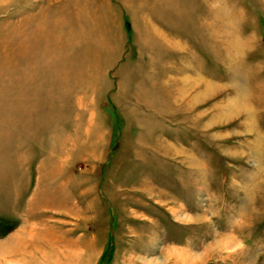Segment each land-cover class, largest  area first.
Wrapping results in <instances>:
<instances>
[{
	"label": "rangeland",
	"instance_id": "1",
	"mask_svg": "<svg viewBox=\"0 0 264 264\" xmlns=\"http://www.w3.org/2000/svg\"><path fill=\"white\" fill-rule=\"evenodd\" d=\"M0 264H264V0H0Z\"/></svg>",
	"mask_w": 264,
	"mask_h": 264
},
{
	"label": "crops",
	"instance_id": "2",
	"mask_svg": "<svg viewBox=\"0 0 264 264\" xmlns=\"http://www.w3.org/2000/svg\"><path fill=\"white\" fill-rule=\"evenodd\" d=\"M134 4H136V3L134 2ZM135 7H137V6H135ZM152 13L153 12H148V14L150 16H151ZM154 13H156L155 10H154ZM141 14H143V12ZM141 20L143 22L144 19L142 18ZM144 22H145V20H144ZM147 23L152 25V33L153 32L155 33L153 36L155 38L157 36L160 37V33H158V32L161 31L162 29L159 28L157 24L156 25L153 24L150 19H147ZM141 25H143V24L141 23ZM137 33H138V31L135 29L134 34H137ZM152 40H153V38H152ZM158 46H160V44H157L156 45L155 42H154V40H153V44L150 45V47H149V50L151 51L150 53L153 54V58L152 59H154V61L152 63L154 64V66H151L150 65L149 68L151 69V71L149 69L148 76H150L149 73L151 75L152 74L155 75L153 77L154 79L151 82L154 83V84H159V88H161L163 90V92L166 93L165 94L166 97H164V95H161V96L164 97V101L167 102L168 104L166 106V104L162 101V103H161V105H162L161 110H164V109L167 110V109H169L168 108V105H170V103L172 104V107L171 108H173L174 105H175L174 95H173V87H172V84L174 83V77H173V75H170L169 76V70H172L173 69V63L170 62L171 58L169 57V54L171 55V51H169V50H171V49H169V46L166 47V48H164L163 46L162 47H158ZM132 67L133 66H130V62L129 61L124 66H121L120 67L121 77L123 76L122 78L123 79L124 78L126 79V73L129 75L130 79L133 80L131 82V86L130 87L134 86L133 89H132V93H134V95L132 97H134L136 100H139V101L142 102V96H139L137 94V92L139 91V89L137 87L138 81H137L136 75H137L138 72L140 74V71H136V70L132 69ZM133 73H135L134 76H133ZM126 83L127 82H125V86H126ZM204 89H205V87H204ZM161 96L159 95V97H161ZM200 101L201 100H198V103H200ZM152 106H153L152 107V110H155L156 106L155 105H152ZM121 108L124 109V110L126 109V107L125 108L120 107V109ZM127 110H126V112H127ZM130 110H131V108H130ZM161 110L158 109V111H159L158 113L164 112V111H161ZM126 112L124 111L123 113L125 114ZM153 113H154V115H158L157 113H155V111ZM169 113L170 112H168L167 114H169Z\"/></svg>",
	"mask_w": 264,
	"mask_h": 264
}]
</instances>
